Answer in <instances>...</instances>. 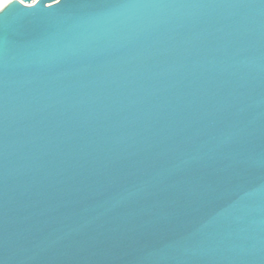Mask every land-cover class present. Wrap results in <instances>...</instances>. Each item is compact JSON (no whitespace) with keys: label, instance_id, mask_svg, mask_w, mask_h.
<instances>
[{"label":"water","instance_id":"1","mask_svg":"<svg viewBox=\"0 0 264 264\" xmlns=\"http://www.w3.org/2000/svg\"><path fill=\"white\" fill-rule=\"evenodd\" d=\"M0 264H264V0L2 8Z\"/></svg>","mask_w":264,"mask_h":264},{"label":"snow or ice","instance_id":"2","mask_svg":"<svg viewBox=\"0 0 264 264\" xmlns=\"http://www.w3.org/2000/svg\"><path fill=\"white\" fill-rule=\"evenodd\" d=\"M11 2L12 0H9V2L6 3L3 8H6L9 4H11ZM59 2L60 0H55L56 4H59ZM36 3H37V0H31V3H29L28 0H19V5L23 6V9L25 10H29L33 8L36 5ZM51 6H52L51 4L47 5V7H51Z\"/></svg>","mask_w":264,"mask_h":264},{"label":"clouds","instance_id":"3","mask_svg":"<svg viewBox=\"0 0 264 264\" xmlns=\"http://www.w3.org/2000/svg\"><path fill=\"white\" fill-rule=\"evenodd\" d=\"M8 2H9V0H0V9H2L4 7V5Z\"/></svg>","mask_w":264,"mask_h":264}]
</instances>
